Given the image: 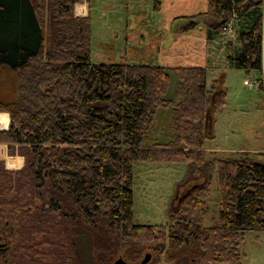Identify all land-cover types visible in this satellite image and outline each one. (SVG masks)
I'll use <instances>...</instances> for the list:
<instances>
[{
  "label": "trees",
  "instance_id": "trees-1",
  "mask_svg": "<svg viewBox=\"0 0 264 264\" xmlns=\"http://www.w3.org/2000/svg\"><path fill=\"white\" fill-rule=\"evenodd\" d=\"M83 1L0 0V69L13 75L11 97L0 98V112L9 114L0 143L24 158L12 170L0 159V212L7 211L0 223L18 239L15 251L24 241L28 249L47 243L51 264L138 263L145 252L154 253L150 264H242L245 233L264 230V157L207 158L205 139L225 105L221 80L207 87L202 65L93 63L91 17L74 14ZM175 19L186 20L180 32L204 25L207 41L234 29L239 46L227 43L228 63L258 71L263 85L264 0H207L205 11ZM171 74L175 103L165 98ZM161 107L171 109L174 135L145 147ZM135 161L187 164L194 180L165 224L134 222ZM214 171L218 214L205 225Z\"/></svg>",
  "mask_w": 264,
  "mask_h": 264
},
{
  "label": "rangeland",
  "instance_id": "rangeland-1",
  "mask_svg": "<svg viewBox=\"0 0 264 264\" xmlns=\"http://www.w3.org/2000/svg\"><path fill=\"white\" fill-rule=\"evenodd\" d=\"M160 2L163 0H90L91 61L152 65L167 63L168 66L164 65L166 67L189 62L206 66L207 87L212 81L221 80L226 91L225 105L214 114L213 137L204 142L207 158H233L246 153L256 161H263L264 76L261 81L263 85H260L258 71L234 68L228 63L227 43L239 46L234 29L229 28L211 41L205 38L204 25L180 32L186 20L175 19L168 26L167 19L175 14L188 16L192 10L184 9V12L177 14L178 10L183 9L180 6L184 2L176 4V7H173V2L165 3L162 9ZM204 5L206 7L207 0H195V5L191 6L196 11L193 13L203 10ZM125 43L127 46L124 47ZM188 48L200 59L186 58L184 53ZM12 85V73L5 68L0 69V98L11 97ZM176 85L177 79L171 74L165 98L174 100V103L178 100L175 97ZM170 123L171 109L158 108L143 146L150 147L171 140L174 130ZM193 180L187 164L183 162L135 161L132 186L134 222L165 224L168 211L176 205V195H181ZM205 201L207 213L204 224L212 225L218 214L216 171L212 172ZM6 212V209H1V216L6 217ZM11 231L7 221L0 223V246L7 243L10 250L7 260H2L0 264H28L19 257L23 253L27 259L31 258V264H51V260L44 256L48 244L40 243V237L34 242L40 243L39 246H30L28 249L29 244L24 241L23 245H27L25 249L16 252L14 242L18 239L11 237ZM80 249L83 258L88 261L90 252L85 246ZM240 252L242 264H264V230L247 231L241 240ZM146 253H143L142 258ZM153 256L154 253L149 264ZM158 264L170 263L161 259Z\"/></svg>",
  "mask_w": 264,
  "mask_h": 264
},
{
  "label": "crops",
  "instance_id": "crops-1",
  "mask_svg": "<svg viewBox=\"0 0 264 264\" xmlns=\"http://www.w3.org/2000/svg\"><path fill=\"white\" fill-rule=\"evenodd\" d=\"M164 2V3H163ZM163 2H160V9H162L163 7H165V3L167 4H172L173 2V7H176L178 3L184 2L180 7H182L183 9L178 10L179 12H184V9H188V10H192L190 11L191 13H189V15L195 14L193 12H196L194 9H192L193 7H191L192 5H195V0H163ZM159 3V2H158ZM190 4V5H188ZM207 6V5H206ZM206 7L204 5L203 10L199 11H205ZM74 11L76 15H80V16H87L89 15L91 17V10H90V0H85L83 2L80 3H76L74 6ZM178 16H184V15H177L176 14L173 17H169L167 19V23L168 26L171 24V21L174 20L176 17ZM128 36L130 34H127ZM113 36H114V32H113ZM127 38V37H126ZM172 45V44H171ZM127 46L126 43L124 45V47ZM162 47V44H161ZM186 55V58L189 59H200V56L195 55L194 53L191 52V50L188 48L186 50V52L184 53ZM159 64V63H158ZM167 65V63H161L159 65ZM178 65H195L194 63H182V64H178ZM172 66H176V65H172ZM9 126V114L7 112H0V130H4L7 129ZM0 159L4 162V165L7 169H19L23 166L24 164V158L20 155H8L7 154V149H6V145L3 143H0Z\"/></svg>",
  "mask_w": 264,
  "mask_h": 264
},
{
  "label": "water",
  "instance_id": "water-1",
  "mask_svg": "<svg viewBox=\"0 0 264 264\" xmlns=\"http://www.w3.org/2000/svg\"><path fill=\"white\" fill-rule=\"evenodd\" d=\"M150 258H151V254L146 253L143 256V258L140 260V262L130 263V262H127L126 260H124L122 257H118L112 262V264H147L149 262Z\"/></svg>",
  "mask_w": 264,
  "mask_h": 264
}]
</instances>
